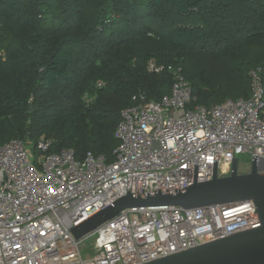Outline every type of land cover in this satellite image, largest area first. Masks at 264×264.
<instances>
[{
  "label": "built area",
  "instance_id": "obj_1",
  "mask_svg": "<svg viewBox=\"0 0 264 264\" xmlns=\"http://www.w3.org/2000/svg\"><path fill=\"white\" fill-rule=\"evenodd\" d=\"M146 69L168 74L170 93L159 101L138 93L121 111L112 163L90 152L81 160L71 149L53 152L54 141L45 137L36 144V161L20 141L0 147V264H145L260 227L251 201L187 210L141 207L74 239L69 229L127 193L192 185L194 165L196 182L212 179L213 161L218 177L230 175L232 158L241 154L264 165L261 67L248 71V99L209 108L192 107L181 66L150 60ZM89 239L92 254L83 257Z\"/></svg>",
  "mask_w": 264,
  "mask_h": 264
},
{
  "label": "trees",
  "instance_id": "obj_2",
  "mask_svg": "<svg viewBox=\"0 0 264 264\" xmlns=\"http://www.w3.org/2000/svg\"><path fill=\"white\" fill-rule=\"evenodd\" d=\"M192 55L220 73L188 70ZM259 59L264 0H0V147L17 140L36 159L45 137L53 152L112 163L121 111L138 93L153 101L170 93L171 77L149 73L150 60L181 66L192 107L209 108L248 99L252 68L263 69L264 85ZM222 72L238 97H218Z\"/></svg>",
  "mask_w": 264,
  "mask_h": 264
},
{
  "label": "water",
  "instance_id": "obj_3",
  "mask_svg": "<svg viewBox=\"0 0 264 264\" xmlns=\"http://www.w3.org/2000/svg\"><path fill=\"white\" fill-rule=\"evenodd\" d=\"M32 110V105L30 106ZM217 161H213L212 179L196 182L194 165L193 184L182 191L127 193L86 220L69 229L78 240L96 228L131 208L175 206L194 209L251 201L260 220V227L220 240L201 244L145 264H264V165L252 156L247 173L238 172V161L232 158L231 173L217 176Z\"/></svg>",
  "mask_w": 264,
  "mask_h": 264
},
{
  "label": "rangeland",
  "instance_id": "obj_4",
  "mask_svg": "<svg viewBox=\"0 0 264 264\" xmlns=\"http://www.w3.org/2000/svg\"><path fill=\"white\" fill-rule=\"evenodd\" d=\"M245 52L247 55H250L249 59H252L253 61H255L256 58H259V56H260V53L256 49H253L252 51H251V49H248ZM189 59H191L190 62L186 63L188 70L191 69V70L196 72V71H200V69H202L204 67V70H206L207 72H210L211 75H213V76L214 75L217 76V72L220 73L219 70L216 71V70L211 68L212 66L214 67V65L210 64V62H207L206 64L200 65V63L202 62V57L192 55V56H190ZM258 64H261L264 66V60L259 59ZM222 70L224 71V68H222ZM231 76H232L231 74L225 75L222 72V74L220 75V78L216 79L219 81L215 84V89L219 93L218 97H228V96L238 97L239 96L240 90H237L234 87H232L233 86L232 83H228V80L230 79ZM248 80H249V77H248ZM249 85H250V83L248 82L247 83L248 89H249ZM32 158H33V160L35 159V157L33 155H32ZM236 159L238 161V172L247 173L249 171V168L251 167L250 166L251 165L250 156L247 154H241V155L237 156ZM92 242H93L92 239L86 240L84 242V244L81 248L83 257L92 254V251H91Z\"/></svg>",
  "mask_w": 264,
  "mask_h": 264
}]
</instances>
